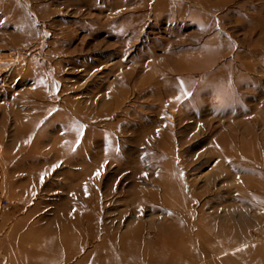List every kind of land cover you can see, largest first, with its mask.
<instances>
[{"label": "rangeland", "instance_id": "374dc122", "mask_svg": "<svg viewBox=\"0 0 264 264\" xmlns=\"http://www.w3.org/2000/svg\"><path fill=\"white\" fill-rule=\"evenodd\" d=\"M0 264H264V0H0Z\"/></svg>", "mask_w": 264, "mask_h": 264}, {"label": "bare ground", "instance_id": "6f19581e", "mask_svg": "<svg viewBox=\"0 0 264 264\" xmlns=\"http://www.w3.org/2000/svg\"><path fill=\"white\" fill-rule=\"evenodd\" d=\"M64 127V130H65V132H66V139H67V136H68V134H70L69 132H70V130H72V129H69L67 126H63ZM60 130V129H59ZM58 130V131H59ZM76 130V129H75ZM55 137V136H54ZM70 137V136H69ZM61 140H63L62 139V137H61ZM223 141V143H220V144H217L218 146H222V145H226V141L227 140H222ZM64 142V141H63ZM70 143V142H69ZM59 144V143H58ZM68 145V142L66 143V144H64V146L66 147ZM220 146V147H221ZM223 148V147H222ZM228 151V150H227ZM65 152V151H64ZM222 154V153H221ZM225 154V153H224ZM221 156H223V155H221ZM253 196V195H252ZM241 197V196H240ZM245 197V196H244ZM251 197V196H250ZM241 198H243V196L241 197ZM246 199H250V198H246ZM246 199H243V200H246ZM248 201V200H247ZM250 201V200H249ZM244 202H246V201H244ZM253 204V203H252ZM254 206V205H253ZM242 210V213H241V218H243L244 220H247L248 221V218L250 217V212L247 210V211H245L243 208L241 209ZM244 210V211H243ZM252 213V212H251Z\"/></svg>", "mask_w": 264, "mask_h": 264}, {"label": "snow or ice", "instance_id": "6c2138e0", "mask_svg": "<svg viewBox=\"0 0 264 264\" xmlns=\"http://www.w3.org/2000/svg\"><path fill=\"white\" fill-rule=\"evenodd\" d=\"M97 175H99V173H97Z\"/></svg>", "mask_w": 264, "mask_h": 264}]
</instances>
